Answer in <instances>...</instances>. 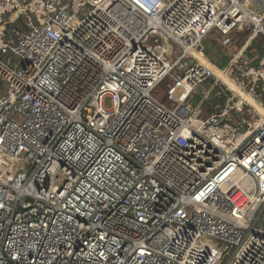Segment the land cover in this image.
Returning a JSON list of instances; mask_svg holds the SVG:
<instances>
[{
  "label": "built area",
  "instance_id": "obj_1",
  "mask_svg": "<svg viewBox=\"0 0 264 264\" xmlns=\"http://www.w3.org/2000/svg\"><path fill=\"white\" fill-rule=\"evenodd\" d=\"M213 30L264 0H0V264H264V116L194 106Z\"/></svg>",
  "mask_w": 264,
  "mask_h": 264
},
{
  "label": "rangeland",
  "instance_id": "obj_2",
  "mask_svg": "<svg viewBox=\"0 0 264 264\" xmlns=\"http://www.w3.org/2000/svg\"><path fill=\"white\" fill-rule=\"evenodd\" d=\"M252 31L247 30H237L233 31L228 35H223L218 30H213L205 39L200 54H193L192 60L195 62H201L203 64H210L216 69L221 71H227L233 69L234 73L231 79L234 81L236 74L241 73V68H251L253 66L259 65L264 57V37L258 36L253 37ZM242 49V50H241ZM240 52V53H239ZM205 60L206 63L200 60ZM234 60V62H233ZM206 64V65H207ZM222 66L223 68H219ZM229 71V72H228ZM172 82L170 80L164 81L156 91V96L162 100L167 101V89ZM237 87H239L243 93L250 96L245 90L241 88L238 82H235ZM222 89L226 92V97H217V91ZM208 95V97H206ZM252 97L258 105L263 109V112L256 110L252 105L243 102L236 93H232L228 90L222 82L215 76H213L209 82V85L202 87L198 93L193 97L194 106L202 110L200 118H205L207 115L213 114L215 112L213 106H223L227 103L228 98H233V106L242 109L241 111L236 110L234 114V119L232 121H243L246 120L247 123H254L260 120L264 116V100L260 101L257 98ZM255 119V120H254Z\"/></svg>",
  "mask_w": 264,
  "mask_h": 264
},
{
  "label": "bare ground",
  "instance_id": "obj_3",
  "mask_svg": "<svg viewBox=\"0 0 264 264\" xmlns=\"http://www.w3.org/2000/svg\"><path fill=\"white\" fill-rule=\"evenodd\" d=\"M197 54L200 55V53H197ZM200 60L202 62L206 63L205 60H202L201 58H200ZM233 62H234V60H233ZM207 65L211 66V69L213 71L214 76H216L222 82V84H224L232 93L233 92L236 93V95L240 99H242L243 102H246L249 105H252L254 108H256V110L263 112V109L258 105V103L252 97L243 93L242 90L239 87H237V85L234 83V81L229 76H227L225 73L221 72L220 70L216 69L214 66H212L210 64H207Z\"/></svg>",
  "mask_w": 264,
  "mask_h": 264
},
{
  "label": "trees",
  "instance_id": "obj_4",
  "mask_svg": "<svg viewBox=\"0 0 264 264\" xmlns=\"http://www.w3.org/2000/svg\"><path fill=\"white\" fill-rule=\"evenodd\" d=\"M219 68H223L222 66H220Z\"/></svg>",
  "mask_w": 264,
  "mask_h": 264
}]
</instances>
